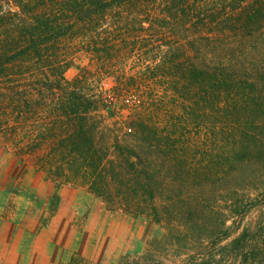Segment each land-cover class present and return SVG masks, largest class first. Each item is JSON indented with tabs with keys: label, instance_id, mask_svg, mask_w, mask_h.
Listing matches in <instances>:
<instances>
[{
	"label": "rangeland",
	"instance_id": "1",
	"mask_svg": "<svg viewBox=\"0 0 264 264\" xmlns=\"http://www.w3.org/2000/svg\"><path fill=\"white\" fill-rule=\"evenodd\" d=\"M192 72L216 82L225 73L263 98L264 0H113L91 23L4 65L0 264H264V151L250 142L233 165L216 157L234 103L221 94L209 124L176 128L172 151L137 130L162 138L182 117L200 93ZM83 102L100 166L141 153L130 160L150 176L149 191L127 197L128 211L94 194L89 169L74 172L61 155L77 138ZM239 103L227 123L253 124L247 132L264 148V112Z\"/></svg>",
	"mask_w": 264,
	"mask_h": 264
},
{
	"label": "trees",
	"instance_id": "2",
	"mask_svg": "<svg viewBox=\"0 0 264 264\" xmlns=\"http://www.w3.org/2000/svg\"><path fill=\"white\" fill-rule=\"evenodd\" d=\"M113 0H0V8H9L6 14L0 16V28L5 30L0 34V71L4 69V65L13 58L25 55L27 53L39 54L41 46L45 42L54 41L57 38L65 35L66 30H70L75 26V23L80 21L91 23L94 20L95 15L102 14V11L112 5ZM10 8H17V11H11ZM30 8H43L42 12L37 14ZM46 8H57L46 10ZM59 8V9H58ZM41 11V10H40ZM7 16V20L5 19ZM21 45V46H19ZM221 78L216 82L215 74L208 79H205V75L202 72H192L190 78L201 85L200 93L198 94L197 101L193 102L192 106H187V109L180 115L182 117L176 118L175 122H170L169 129L164 127L163 137L159 138L157 132L150 129L148 126L141 125L137 129L145 139L151 140L158 138V142L164 141V147L172 151L173 138L177 134L176 128L181 129L182 126L192 124L193 126L200 127L205 126L210 122L209 109L213 110L216 103H218V97L221 94L226 95L225 102H233L234 106L231 111L225 110L222 113L223 125L225 124V130L219 129L220 135L223 137L222 141L226 145V151L222 148L220 153L216 155L217 158L223 159L233 165V163L242 154H238L239 150H245L246 153L250 149V142L255 143L254 146L258 147V155H261L264 148L260 146L259 142H256L255 134L247 132L250 125L246 123L239 124L236 127H230L231 122L229 120L232 117H238L240 113L237 112L235 103H239L240 110L253 111L254 109L249 106V103H254L256 109H260L264 112V97L259 96L253 90L248 93L245 92V85L240 86L232 85L230 76L225 73H221ZM207 84L205 88L203 84ZM249 85V84H248ZM254 84H251V88ZM239 87V88H238ZM250 88V89H251ZM86 102L81 103V111L79 113V130L76 133L77 138L71 139L69 145H65L64 152L61 154L65 159L68 158V169L74 172H82L85 169H89V188L90 190L102 198L106 204L112 196L118 199V206L126 211L132 207L130 198L127 197H139L140 190L142 192H148L142 181L149 180L150 176L144 178L138 174L135 164L130 160L136 155L138 160L141 158V153L136 152L133 148L134 155L130 153L125 155V159L122 158L117 165L110 163L108 167H102V157L97 156V152L91 149L92 143L90 142V130L86 131L84 126V120L87 112L90 110ZM69 107V106H68ZM249 110H248V108ZM77 111L78 107L72 109ZM210 111V110H209ZM76 113V112H75ZM250 118V117H249ZM229 122V124L227 123ZM238 123L237 121H234ZM179 123V124H177ZM204 123V124H203ZM131 129L129 128L128 131ZM179 133L181 130L178 131ZM226 134V135H225ZM260 141V140H259ZM259 143V145H258ZM224 146V145H223ZM137 153V154H136ZM229 156L234 158L233 160L228 158ZM76 155V156H75ZM122 157V156H121ZM208 160V157H207ZM145 174V172H142ZM112 183H116V187L111 189L108 185V180ZM152 179V178H151ZM123 199L126 201L123 202ZM129 199V201H127ZM139 200V199H138ZM140 203L145 201L139 200ZM142 206L135 211V213H142ZM155 212V210H151ZM156 217V216H155Z\"/></svg>",
	"mask_w": 264,
	"mask_h": 264
}]
</instances>
